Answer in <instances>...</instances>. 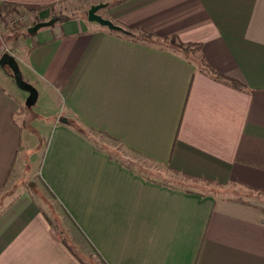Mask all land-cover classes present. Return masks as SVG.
Instances as JSON below:
<instances>
[{"label": "crops", "instance_id": "1", "mask_svg": "<svg viewBox=\"0 0 264 264\" xmlns=\"http://www.w3.org/2000/svg\"><path fill=\"white\" fill-rule=\"evenodd\" d=\"M67 1L0 5L30 10ZM115 1H96L108 4L104 18L201 43L207 62L246 89L217 82L161 40L136 42L84 20L30 35L27 81L61 101L64 124L54 132L77 121L111 137L125 157L102 155L106 173L91 174L79 158L74 171L71 141L54 135L40 169L26 178L19 118L28 108L8 90L16 82L3 68L0 264H264V0L109 6ZM137 159L152 172L138 171ZM9 183L13 189H4Z\"/></svg>", "mask_w": 264, "mask_h": 264}, {"label": "rangeland", "instance_id": "2", "mask_svg": "<svg viewBox=\"0 0 264 264\" xmlns=\"http://www.w3.org/2000/svg\"><path fill=\"white\" fill-rule=\"evenodd\" d=\"M96 1L97 0H69L53 7H49V9L46 8L44 10H36L35 12H31L28 9L26 10V8L19 9V13L16 14L15 17V22L8 27L0 19V57L6 52L14 55L20 64L24 79L28 80V75L30 72L26 69L25 63L23 61L27 60L28 56L27 39L29 36L25 35L27 27L33 26V24L37 21H48L56 17H59L61 19L67 18L68 20L71 18H74L78 21L84 20L85 23L90 27L103 26L97 21L89 20V8L92 5L97 4ZM102 12L103 8H100L98 13L100 14ZM61 23H63V21H58L51 26L41 28L40 31H46L54 27L58 29ZM2 69L3 68L0 66V77L2 74ZM31 84H33L39 91L38 101L31 107L26 106L28 108L26 114L24 116H20L19 118L20 125L23 127L22 151L24 152H22L21 156L22 161H26L25 163L27 165V169L25 172L26 178H28L29 174H31L32 172L40 169L41 164L45 158L44 155L46 148L52 141V137L54 135L57 141L63 134L65 135L66 140L71 141V145L67 144V155H69V157L73 159L74 171H79V158L83 159L87 173L91 174L97 172L106 173L105 171L107 170L108 165L106 164V162L103 163L100 160V157H102V155L108 154L110 156H120L121 158L125 157L123 148L118 143L110 141L109 139H102L101 134H98L94 130H86L83 129V126H77V124H79V122L77 121H74L72 123L74 124V127L69 128L70 131L62 133L60 131L54 132V127H57L59 129L58 126L64 124L63 122H61L63 119L60 120V117L62 115V109L60 107L61 101L56 94L45 88L37 81H33ZM7 88L10 91L12 90V92L16 95H23V97L21 98L26 104V99L28 97V93L26 91L20 89L15 83H11V86ZM86 156L89 158V160ZM119 161H121V159ZM136 162H138L136 163L138 171H146V174H148L150 171L152 172L153 165L146 164L141 159H137ZM123 164L132 167V165L127 160H125ZM146 166L148 170H146ZM153 175L158 176V178H161V176L163 177V175L159 173H154ZM164 177L165 179L161 180L166 181L170 184L173 183L176 186L187 185V182L181 179L176 180L166 175H164ZM30 184L32 186V183ZM8 186L11 189H13L14 187L13 183H9L4 189L8 188ZM12 195H10L8 199ZM82 232L83 236L86 238L88 232L86 231L87 234L84 233V231ZM89 260L91 261V259Z\"/></svg>", "mask_w": 264, "mask_h": 264}, {"label": "trees", "instance_id": "3", "mask_svg": "<svg viewBox=\"0 0 264 264\" xmlns=\"http://www.w3.org/2000/svg\"><path fill=\"white\" fill-rule=\"evenodd\" d=\"M123 0H116L113 3H110L109 6H112L113 4L119 3ZM60 3H54L52 5H43L41 6L39 9H30L29 11L31 12H35L36 10H44L46 8L49 7H53L55 5H58ZM19 9H25L24 7H22L19 4L16 3H10V2H6L0 5V19L1 21L8 27L9 25H11L12 23L15 22V17L16 14L19 13ZM27 10V9H26ZM68 20L67 18H60L59 21H66ZM38 22V21H37ZM37 22H35L34 24H36ZM33 24V25H34ZM110 31L112 33H117L120 35H124L128 38H134L138 37V39H135L136 42H146V40H151V39H157V40H161L163 41L165 44H167L169 47L173 48V50L175 51H179V52H183L186 56V58L191 59V57L193 59H195L197 61V63L199 64V67L205 71L209 76H211L214 80H216L217 82H220L222 84H225L229 87H232L234 89L237 90H245L246 89V85L244 82H242L239 79L227 76L225 74H223L222 72H220L219 70H217L216 68H214L213 66H211L207 60L205 59L203 53H202V45L201 43L198 42H184L182 40H180L178 37L176 36H165V35H159L155 32L149 31V30H145V29H133V30H129L130 33L126 34L123 32H119V31H114L111 30ZM34 34V33H33ZM26 36H30L32 35L31 33L28 32V27L25 33ZM9 72H11V70L9 69ZM15 81V80H14ZM27 105L24 106V111L27 109L26 107ZM24 111H19V113L21 114ZM104 134V133H102ZM102 137V136H101ZM105 139H109L111 140V137H102ZM104 139V140H105ZM205 183H212V181L210 180H203Z\"/></svg>", "mask_w": 264, "mask_h": 264}, {"label": "water", "instance_id": "4", "mask_svg": "<svg viewBox=\"0 0 264 264\" xmlns=\"http://www.w3.org/2000/svg\"><path fill=\"white\" fill-rule=\"evenodd\" d=\"M106 6H108L107 3H98V4L92 5L88 11L89 20L97 21L101 25L107 26L111 30L129 34L130 31L114 23L111 19L104 18L102 15L98 13L100 8H104ZM58 20H60V18L56 17L48 21L37 22L33 26L28 27V32L31 34L36 33L41 28L51 26L54 23H56ZM0 66L2 68L10 69L11 75L14 78L17 86L23 91H26L28 93V97L26 99L27 107H31L32 105H34L38 101L39 91L33 84H31L30 82L24 79V76H23V73H22V70H21V67H20V64L17 58L14 55L6 52L2 54L0 57Z\"/></svg>", "mask_w": 264, "mask_h": 264}, {"label": "built area", "instance_id": "5", "mask_svg": "<svg viewBox=\"0 0 264 264\" xmlns=\"http://www.w3.org/2000/svg\"><path fill=\"white\" fill-rule=\"evenodd\" d=\"M1 30V29H0Z\"/></svg>", "mask_w": 264, "mask_h": 264}]
</instances>
